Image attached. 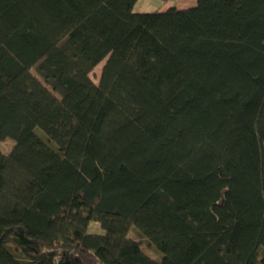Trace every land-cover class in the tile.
Here are the masks:
<instances>
[{
    "label": "trees",
    "instance_id": "trees-1",
    "mask_svg": "<svg viewBox=\"0 0 264 264\" xmlns=\"http://www.w3.org/2000/svg\"><path fill=\"white\" fill-rule=\"evenodd\" d=\"M137 1L0 0V264H264V0Z\"/></svg>",
    "mask_w": 264,
    "mask_h": 264
},
{
    "label": "rangeland",
    "instance_id": "rangeland-1",
    "mask_svg": "<svg viewBox=\"0 0 264 264\" xmlns=\"http://www.w3.org/2000/svg\"><path fill=\"white\" fill-rule=\"evenodd\" d=\"M106 63V59L101 62L91 73V77L94 80L95 83L99 84L100 81V77H101V73H102V69L104 67ZM32 73L42 82H44V80L38 75V73L35 70H32ZM16 146V142L13 139H6V140H0V150L4 153V154H10L12 152V150L14 149V147ZM90 231L93 233H97V232H102V228L100 226V224L98 223H92L90 226ZM129 237L141 241L142 243V249L145 252L146 255H148L149 257H151L152 259H155L157 261H160L161 259V255L155 250L153 249L151 246H149V244L147 243L146 240L141 239L139 237V235L133 231L132 233H130Z\"/></svg>",
    "mask_w": 264,
    "mask_h": 264
},
{
    "label": "crops",
    "instance_id": "crops-1",
    "mask_svg": "<svg viewBox=\"0 0 264 264\" xmlns=\"http://www.w3.org/2000/svg\"><path fill=\"white\" fill-rule=\"evenodd\" d=\"M197 5L198 0H138L134 6V11L137 13L162 12L172 7L184 10Z\"/></svg>",
    "mask_w": 264,
    "mask_h": 264
}]
</instances>
